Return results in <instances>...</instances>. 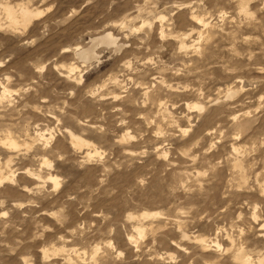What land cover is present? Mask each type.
<instances>
[{
  "label": "clouds",
  "instance_id": "obj_1",
  "mask_svg": "<svg viewBox=\"0 0 264 264\" xmlns=\"http://www.w3.org/2000/svg\"><path fill=\"white\" fill-rule=\"evenodd\" d=\"M0 264H264V0H0Z\"/></svg>",
  "mask_w": 264,
  "mask_h": 264
},
{
  "label": "bare ground",
  "instance_id": "obj_2",
  "mask_svg": "<svg viewBox=\"0 0 264 264\" xmlns=\"http://www.w3.org/2000/svg\"><path fill=\"white\" fill-rule=\"evenodd\" d=\"M22 11H23V8H22ZM103 41L101 42H93L91 46H89L88 49H86L82 55L86 58V59H91L92 57L94 58L95 57V52H94V49L92 46L96 45V43H102ZM95 43V44H94Z\"/></svg>",
  "mask_w": 264,
  "mask_h": 264
},
{
  "label": "rangeland",
  "instance_id": "obj_3",
  "mask_svg": "<svg viewBox=\"0 0 264 264\" xmlns=\"http://www.w3.org/2000/svg\"><path fill=\"white\" fill-rule=\"evenodd\" d=\"M95 44V43H94ZM91 46V45H90ZM102 46H104V42H102V43H96V45H94V46H92L93 47V49H94V52H95V54H96V50L99 48V47H102ZM93 58V57H92Z\"/></svg>",
  "mask_w": 264,
  "mask_h": 264
}]
</instances>
